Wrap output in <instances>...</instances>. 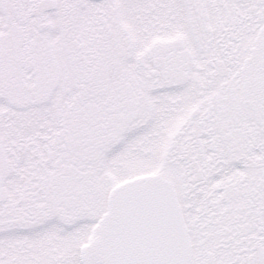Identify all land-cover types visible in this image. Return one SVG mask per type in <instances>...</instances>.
<instances>
[{"label": "snow or ice", "instance_id": "obj_1", "mask_svg": "<svg viewBox=\"0 0 264 264\" xmlns=\"http://www.w3.org/2000/svg\"><path fill=\"white\" fill-rule=\"evenodd\" d=\"M0 264H264V0H0Z\"/></svg>", "mask_w": 264, "mask_h": 264}]
</instances>
